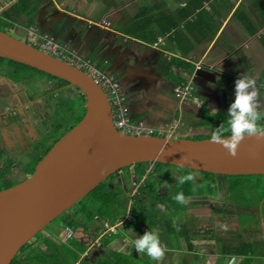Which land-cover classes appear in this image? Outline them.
I'll use <instances>...</instances> for the list:
<instances>
[{"label": "crops", "instance_id": "obj_1", "mask_svg": "<svg viewBox=\"0 0 264 264\" xmlns=\"http://www.w3.org/2000/svg\"><path fill=\"white\" fill-rule=\"evenodd\" d=\"M17 1L0 0V14ZM33 1L37 9L33 17L34 27L39 38H54L57 43L90 60L101 72L114 76L125 94L123 107L127 117L133 122L143 121L153 135L184 138L175 135L194 131L197 122L193 123L195 119L192 117L195 114L200 113L201 118L209 108L222 109V100L227 102L229 95L227 84H232L235 93V80L242 74L254 77L260 96L261 92L264 93V0ZM201 1L196 12L186 14ZM23 21L19 26L24 27ZM102 21L111 25L104 28ZM26 37L27 40H23L30 42L27 30ZM198 65L202 67L198 68ZM185 82H192L194 96L203 100L201 109L193 100L187 102L177 94L178 85ZM64 88L68 95L71 88L62 86L60 89ZM16 90L2 93L6 106L0 105V151L4 156L10 154L15 162L24 158L31 145L26 144L20 134L17 140L14 130L19 133L24 128L30 135H35L31 122L25 127L16 122L22 112L20 108H27L23 112L25 119L30 117V108L34 106L29 101V104L15 103L18 106L11 108ZM33 94L29 93L30 96ZM73 95L81 97L78 92ZM13 154H16L15 158ZM168 172L176 182L184 175L175 168ZM194 183L203 186L204 177L201 175ZM225 186L226 181L219 182L221 192L218 197H212L218 201L205 203V209L193 214L201 215L200 222L188 220L189 213L179 220V210L165 208L163 211L161 206L154 212L164 216V224L155 221L150 225V218L143 221L145 226L148 225V231H156L166 246L167 264H172L176 257H181L183 264L190 260L196 264H264V194L261 195V222L252 226L254 232L242 227L232 216L238 208L234 203L226 202ZM215 204L217 207L213 208ZM222 209H229L231 216L226 219V212L221 221ZM171 219L173 223L169 222ZM98 223L91 224L88 231L97 237L75 264H151L146 254H139L134 249L133 240L143 233L135 231L132 238L119 237L117 243L121 248L114 251L109 243L106 246L103 243L105 236H111L104 234L105 222L104 226ZM205 223L211 228L203 226ZM137 224L131 223L121 230ZM38 245L46 248L40 242ZM62 245L70 246V243L62 241Z\"/></svg>", "mask_w": 264, "mask_h": 264}, {"label": "water", "instance_id": "obj_2", "mask_svg": "<svg viewBox=\"0 0 264 264\" xmlns=\"http://www.w3.org/2000/svg\"><path fill=\"white\" fill-rule=\"evenodd\" d=\"M0 57L79 87L85 115L36 165L31 177L0 190V264H11L41 231L118 171L161 163L224 176H264V141L246 138L236 157L208 139L128 135L114 126L110 100L86 70L0 30ZM121 184L126 181L123 178Z\"/></svg>", "mask_w": 264, "mask_h": 264}, {"label": "rangeland", "instance_id": "obj_3", "mask_svg": "<svg viewBox=\"0 0 264 264\" xmlns=\"http://www.w3.org/2000/svg\"><path fill=\"white\" fill-rule=\"evenodd\" d=\"M105 22H108V21H105ZM110 25H111V23H110ZM17 26H19V22L14 24V27L11 28L5 24L4 19H2V18L0 19V30L1 31L9 33L16 38L27 40L26 30L24 29V27H22V26L17 27ZM18 28H20V29H18ZM16 29L20 30V32H18V30H16ZM8 62H9L8 60H5L4 65L6 67H8L9 72L13 76H16V77L21 78V79L23 77H25V75H24L25 72H23L21 70V68H23V67L16 65V64L15 65L8 64ZM1 76H2V78H1ZM1 76H0V105L6 106L4 104V98L2 97V93L7 94L10 89H14V90L17 89L15 102H14V104H11L10 106H11V108L18 106L15 103H20L19 99H17V98H19V93H20L19 87H21L22 85L18 84V82H15L10 78H7L3 75H1ZM27 76L32 78V84H33L32 86H35V84L39 85V82H46L49 78H51V77L46 76V75L44 76V74L38 72L35 69H27ZM4 79H6V81L8 82V85H5ZM26 81H29V80H26ZM227 86H228V88H230L228 99H227L228 104H227V102H225V100H222V105H221L222 109H214L213 110V109L209 108L207 110V112L204 111L206 115H204L201 118H200V113L195 114L192 117L195 119L193 123L197 122L195 124L196 128H194V131H192L191 133H185V134L179 133L175 136L176 137L183 136L184 138H188L191 140L192 139H194V140L208 139V138H211V133L216 127H219L221 124H224V126L227 127V120H228L227 110H228V107L230 106V104L234 101V97H235V93L233 92L232 84L229 83V84H227ZM221 89H223V88H221ZM36 91L37 90H35L33 93H35ZM75 92L82 94V90L79 87L71 88L70 93L74 94ZM53 99L55 101H57L56 96L53 97ZM222 99H223V97H222ZM260 99H261V103H260L261 104V111L264 112V93H262V92H261ZM21 102H23V99H21ZM33 102H35V101H32L31 103H33ZM21 104H23V103H21ZM24 104H29V103L25 101ZM83 105H84V98L82 99L81 97L80 98L68 97V98L62 100L59 103L58 108L55 110V112L52 113V115L48 119L49 128H56V126H57L58 127V133L54 134L53 133L54 129H53L50 133L47 134V137H46V138L51 137L52 139H47L46 141L43 140L42 143L36 144V145H41V146H45L46 148H48L55 140L60 139V136L62 135L60 133V131H61L60 128H64V129L73 128L75 126V124L77 125L80 122L79 120L83 115V111H84ZM22 108H24V107H22ZM26 109L27 108H24L23 111H25ZM35 109H36L35 106L33 108L31 107L30 108V111H31L30 117H26L23 120V122L25 124L27 122H31L32 123L31 126H33V128H35L36 125H38V127H41L39 124V119H37V116H36L37 110H35ZM49 113H51L49 108L44 109L45 115H48ZM205 119L208 122H205ZM211 120H212V123L210 124ZM262 120H264V119H262ZM261 121H260V123H261ZM214 123H216L215 126H214ZM156 134H158V133H156ZM30 149L31 148H29L27 150L26 154H24V155H27L28 152L30 151ZM2 153H4V152H2ZM12 157L15 158L16 154H13ZM26 162L27 161L25 159H23L20 163L26 164ZM18 164L19 163L15 162V161H11L8 163V159L5 160L4 165L2 166V168H0V188H5V187L10 186V185L13 187V186L17 185L16 184L17 182H20L24 178L27 177L26 176L23 178V176L25 175V170H23L20 166H16ZM1 165H2V163H0V166ZM14 165L16 166L15 168L13 167ZM6 166H8V168H7L8 170L4 171ZM13 171L17 172L18 176L14 175ZM123 172L127 173V170L124 169ZM198 177H201V175L198 174ZM225 181H226V186L224 187L225 191L228 189L231 191L229 198H226V202L227 203L232 202L238 208V210L236 212H234L232 214V216L238 221V223L242 227L248 228V229L254 231L253 229H251L252 226L256 227L257 224H259L261 222V195L264 194V177H261L259 175L238 176V177H234V178H225V179L223 178L219 182L221 184ZM169 182L171 183V184L169 183L170 185L174 184L173 191H174V193H176L177 192L176 191V185H177L176 180H173V182H171V181H169ZM105 184H106V182L104 181L103 185H105ZM200 186H202V184L198 183L196 185L193 182L191 190H190L191 193H189L188 197H186L187 203L183 204L181 207H178V205H174V207L179 208V212L177 213V214H181L178 217L179 220L184 219L183 217L186 216L185 214L189 213L188 220H192L194 222H200L201 215H199L197 217L198 213L196 214V216H194L193 214H195V212H198V211L205 209L204 208L205 203L212 204V202H213V204H214L215 201H218L217 199H213L212 197H210L208 195V193H207L208 187H207V179L206 178L204 179L203 186L202 187H200ZM220 190H221V188H219V191ZM163 193H164V191H163ZM92 194H94V193H92ZM172 202L173 203L175 202V200L173 199V196L167 194L163 198V200L160 202V205L164 207L163 211H165V208H167V206ZM82 203L85 204L83 206H89L90 207L91 205H93L95 203V201L91 197V195L88 194L84 199H82V202L80 204H82ZM156 205L159 206V204H156ZM216 205L217 204H215L213 206V208H216L217 207ZM249 207H251V209L258 210L259 213L253 212ZM170 209H174V208L170 207ZM184 210H186V211H184ZM228 210L229 209H226V210L222 209V212H221L222 216H219L221 221H222L224 215L226 214V212H228V215H226L227 216L226 219H228L231 216V214H229ZM249 211L252 213H250ZM160 212H162V211H160ZM132 213L136 214V216L138 218V224L136 226H133L134 225L133 224L132 226L128 227L124 231H122L123 229L122 230L119 229L115 235L112 234L111 236H105L103 238V243L105 244V246L107 245V243H109V246H111L112 250L117 251L119 248H121L119 246V244L117 243L120 241L119 237L124 235L125 238L126 237L132 238V232H135V231H137L136 233L140 232V234H142V233L144 234L145 231H148V229L146 227L148 225L145 226L143 221L148 219V218H150L148 221V224H150V225H153L155 221H159L162 224H164V219L159 217L155 212H152L151 208H149V207H145L141 210L137 209L136 211L132 210ZM70 214H73L74 216L79 217V218L83 217V213H81L77 209V207H75V206L72 207L65 214H63L61 217L54 220L49 226H47L43 231H41L30 242L29 246H27L22 252L25 253V251L28 250L29 248H31V246L33 248L40 247L38 245L39 242L42 244H46L45 240H48L47 239L48 236H50V239L59 241V242H55L57 246H59V247L63 246L62 241H63V236H64L66 225H68L67 221H71ZM212 214L215 215L216 210L213 211ZM205 215H208V213H206ZM217 216H218V213H217ZM214 218H212L211 221H214ZM217 220L219 221V219H217ZM110 221H113V220H110ZM169 222L173 223L174 220L171 219ZM72 223H75V222H72ZM97 223L98 222H96L95 220L92 221V225H96ZM99 223L101 226L102 225L104 226V221L102 223L101 222H99ZM110 224H113V222H110ZM161 226H164V225H161ZM203 226L211 228V225L209 223H205V224H203ZM168 227L169 226H167L166 228H168ZM190 230H191V228H190ZM124 232L125 233L127 232L126 236H125ZM61 233H62V235H61ZM119 234H120V236H117ZM89 236H90L92 242L94 241V238L97 237L95 235L94 236L91 235L90 233H89ZM161 237H163V236L161 235ZM65 244H67V243H65ZM21 254L22 253H19L18 257ZM139 254H142V253H139ZM166 257H167V255H165V257H163L162 260L157 261V263H155V264H159V263L167 264V262H166L167 258ZM148 258L149 257H147V259ZM173 259L174 260H173L172 264H183V260H181V257H176ZM131 260H133V259H131ZM149 260H150L151 264L154 263V260H152L151 258L148 259V261ZM144 263H146V261ZM138 264H141V262H138ZM185 264H196V262L194 263L193 261L190 260V261H187V263H185ZM197 264H204V263L198 262Z\"/></svg>", "mask_w": 264, "mask_h": 264}, {"label": "trees", "instance_id": "obj_4", "mask_svg": "<svg viewBox=\"0 0 264 264\" xmlns=\"http://www.w3.org/2000/svg\"><path fill=\"white\" fill-rule=\"evenodd\" d=\"M201 5H202V1L199 3H196L191 8V10L187 12L186 14L191 15L193 12H196V10ZM36 12H37V9L35 8V4L33 0H18L17 2H15L9 8L5 9L0 14V19L1 18L4 19L5 24L11 28L14 27V24L18 22L20 24V21L24 20L23 21L25 22L24 29L28 30L31 27H33L35 24L34 23L35 20L33 17L35 16ZM5 60L9 61L8 64H11V65L16 64V65L23 67L25 70L23 68H21V70L25 72L24 75H27V69H35L38 72L44 74V76L46 75L51 78L58 79L62 84L69 83L68 81L61 79L59 77H56L52 74H49L37 68L31 67L27 64L14 61L8 58L0 57V65L4 64ZM7 76H9L15 82H20L24 78L23 77L21 79L16 76H13L10 72L7 73ZM81 98L82 99L84 98V104H85L86 100H85L84 93L81 94ZM84 115H85V107H84L83 115L80 118V120H82ZM205 122H208V121H206L205 119ZM216 123H214V126L216 125ZM261 123L264 124V120H262ZM69 130L66 129V131L61 133L62 135L60 136V138L65 133H67ZM54 142L48 148L45 147L44 153H40V154L37 153V154H33L30 156L31 159L25 164V168L27 171L26 179H28L29 177L33 175L36 165L52 148ZM7 168L8 167L6 166L4 171H7L8 170ZM173 168L177 169L178 171L180 170L179 172H182L184 175L189 172H196L198 174H201L204 177V179L205 178L207 179V187H208L207 193L211 197L219 196L220 194L219 181L221 179L238 177V176L216 175L213 173H206V172H197V171L189 170L186 168H181V167H176V166H172L168 164H161V163H138L136 165L127 167L125 168L127 170V173L123 172L124 169H122L112 176V178L114 177L116 178L122 175L126 181L124 184H121L120 181H118L116 184L108 185L106 181L105 185H103L102 183L89 194L95 201L93 205H91L90 207L83 206L85 205L84 203L80 204L82 200L76 204L77 206L75 205V207H77V209L81 213H83V217L79 218V217L74 216L73 214H70L71 221H67L68 225H66V227L71 226L75 230V236L73 240L70 242V246L63 245L59 247L56 245V243L52 239L47 237L48 240H45L46 244H44L46 246L45 249L39 248V247L33 248L31 246V248H29L28 250L25 251V253H23L22 251L27 246H29L30 244L29 243L20 250L19 253H22V254L19 257L17 255L11 264H25V263L27 264H75L77 259H79L80 255L85 253L88 247H90V245L92 244L91 238L88 233L90 226L92 224V221L95 220L97 222L102 223L103 221L105 222V221L113 220L110 222H115L123 218L126 215L128 203H129L128 188L132 186L133 177H134V180H137V181H140L145 177V182L142 186V190L143 192L147 193L149 196L150 195L153 197L156 196L158 189L161 187L162 184H164L165 188L171 191L174 195L179 192H183L185 198L188 197L189 193H191L190 190H191L193 182H186L183 185H180L179 183H177V186H176L177 192L174 193L173 191L174 185H170L171 183L169 182V181L173 182L174 177L170 175L168 172L169 169H173ZM259 176L264 177L262 175H259ZM177 182H178V179H177ZM18 183L20 182H17L16 184ZM130 184L131 186H129ZM9 187H11V185L5 188H0V190L7 189ZM223 193H224V197L229 198L231 191L229 189L225 191V189L223 188ZM174 205H178V207H181L183 204L177 203L175 201L174 203L173 202L170 203L167 206V208L170 209V207H173L175 211L176 210L178 211L179 208L174 207ZM132 210H135V211L137 210L136 205L132 208ZM151 210L152 212H154V209H151ZM72 222H75V223H72ZM21 256H23L22 257L23 259L21 258Z\"/></svg>", "mask_w": 264, "mask_h": 264}, {"label": "clouds", "instance_id": "obj_5", "mask_svg": "<svg viewBox=\"0 0 264 264\" xmlns=\"http://www.w3.org/2000/svg\"><path fill=\"white\" fill-rule=\"evenodd\" d=\"M227 113V127L224 124L216 127L211 133L210 143L221 146L228 155L236 157L239 146L246 138L264 141V124L260 123L264 112L261 111L260 91L254 77L242 74L235 80V97ZM197 178L198 173L189 172L181 175L178 183L183 185ZM173 199L180 204L187 203L183 192L175 194ZM133 245L137 253L146 254L154 261L162 260L167 251L156 231H145L133 240Z\"/></svg>", "mask_w": 264, "mask_h": 264}, {"label": "built area", "instance_id": "obj_6", "mask_svg": "<svg viewBox=\"0 0 264 264\" xmlns=\"http://www.w3.org/2000/svg\"><path fill=\"white\" fill-rule=\"evenodd\" d=\"M101 26L104 28H108L110 26V23L102 21ZM27 31L30 44L54 56L67 60L83 70H86L100 83L110 100L113 111L114 126L118 131L126 133L128 135H143L152 133V130L147 128L146 124L143 121L133 122L127 117L126 111L123 107L125 94L121 90V84L116 80L114 76L101 72L94 66V64L90 60L84 59L74 49H69L66 45L57 43L54 38L46 36L40 39L38 31L34 26ZM201 67V65H198V68ZM194 91L195 88L191 84V82H185L181 85H178L176 89V92L180 97L184 98L187 102L193 100L196 103L197 108L201 109L204 102L203 100L197 99L194 96ZM144 182L145 177L141 181L134 180L132 182L133 190L131 192V197H135L139 194V188L142 187ZM135 221L136 216L131 212H128L123 218L113 222V224H110L109 221H105L106 230L104 231V234H116L119 229H124L129 224L134 223ZM74 236V228L71 226H67L65 228L63 242L69 244L73 240Z\"/></svg>", "mask_w": 264, "mask_h": 264}, {"label": "flooded vegetation", "instance_id": "obj_7", "mask_svg": "<svg viewBox=\"0 0 264 264\" xmlns=\"http://www.w3.org/2000/svg\"><path fill=\"white\" fill-rule=\"evenodd\" d=\"M7 73H9L8 67H6L4 64H1L0 65V76L3 75L5 77H7V78H10L9 76H7ZM25 76L26 77H24L20 82H18V84H21L22 86L19 87V89H20L19 92L20 93H19V98H17V99H19V102H20L19 104H21V103L24 104L25 101H27V102L35 101V102H33L34 103L33 105L36 107V109H35V110H37L36 111V116H37V119H39V124L41 126V127H38V125L35 126V135L34 136L30 135L27 131H25L24 128H21L19 133H17V131L14 130L15 137H17V140H19V134H20L22 139H23V141L26 144H30L31 145L30 151L23 158V159H25L28 162L31 159L30 158L31 155L37 154V153L38 154L44 153L45 146L36 145V144L42 143L43 140L46 141L47 139H52L51 137H49V138H46V137H47V134L50 133L53 129H54V131H53L54 134L58 133V127L57 126H56V128H49L48 119L50 118L52 113L55 112V110L58 108L59 103L62 100L70 97V94H71V93H69L67 95L66 92H65L66 89L65 88L64 89H60V88L62 86L67 87V88H74L76 86H71L69 83L68 84H62L58 79H55V78H49L46 82H39V85L35 84V86H32L33 85L32 84V78L27 76V75H25ZM26 80H29V81H26ZM35 90H37V91L33 95L30 96L29 93H33ZM54 90H57V91L54 92ZM55 96L57 97V101H55L53 99V97H55ZM71 98H77V97H76V95H73ZM21 99H23V102H21ZM40 100L43 101V105L40 103L41 102ZM84 107H85V104H84ZM24 108H20V109H22V112L19 115V118H16V119H19V120H16V122L19 123L20 127H25V123L21 122V119H24V116H25V115L23 116V112H24L23 109ZM47 108H49L51 113H49L48 115H45L44 114V109H47ZM20 109H18L17 112H19ZM8 127H10V126H8ZM60 129H61L60 133H63L64 131H66V129H70L71 130L72 128H66V129L60 128ZM58 140H56L54 142V144ZM0 148H1V142H0ZM6 158L8 159V163L11 162V161H14V159H11L10 154H7L6 156H4L3 153L0 151V163H3ZM22 160L17 161V163H19V164L16 165V166H20L23 170H25V175L23 176V178H24V177L27 176V171H26V168H25V164L24 163H22V164L20 163ZM23 165H24V167H23ZM16 166L14 165L13 167L15 168ZM13 174L17 175L18 173L13 171ZM133 175H135V174H133ZM122 177H123L122 175H120V176H118L116 178L115 177L112 178V176H111L109 179L106 180L107 184L108 185L116 184L119 181V179L122 178ZM26 178H24L22 180V182L24 180H26ZM133 180H134V177H133ZM20 183H21V181H20ZM129 186H131V184ZM132 190H133V187L128 188L129 203H128V208H127V213L128 212L132 213V208L135 205H136V208L139 209V210H141L140 209L141 207H149L151 209H157L159 206H161L160 202L163 200V198L167 194H169L171 196H174V194L171 191H169L168 189L165 188L164 184L161 185V187L158 189L157 195L154 196V197L151 196V195L149 196L147 193L143 192L142 187L139 188V194L138 195H136L135 197H131ZM163 191H164V193H163ZM156 204H159V206L156 205ZM161 207H163V206H161ZM158 214H159V217L164 219V216L162 214H160V213H158ZM134 215L136 216V214H134ZM176 217H178V216H176ZM137 222H138V218L136 216V221L134 223H137Z\"/></svg>", "mask_w": 264, "mask_h": 264}]
</instances>
